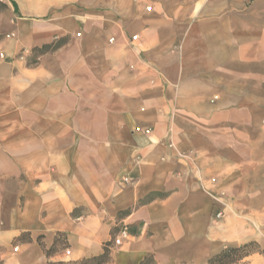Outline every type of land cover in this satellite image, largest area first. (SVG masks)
Instances as JSON below:
<instances>
[{"label":"crops","instance_id":"crops-1","mask_svg":"<svg viewBox=\"0 0 264 264\" xmlns=\"http://www.w3.org/2000/svg\"><path fill=\"white\" fill-rule=\"evenodd\" d=\"M2 1L0 264H264V0Z\"/></svg>","mask_w":264,"mask_h":264},{"label":"trees","instance_id":"trees-1","mask_svg":"<svg viewBox=\"0 0 264 264\" xmlns=\"http://www.w3.org/2000/svg\"><path fill=\"white\" fill-rule=\"evenodd\" d=\"M9 11H10V6L7 3L0 1V14L8 13ZM65 43H66V39L62 41H58L52 45H45L42 48L35 49L33 51V54L35 55V59L29 64L36 65L41 56L57 51L62 46H64ZM61 237H64L65 243L62 245V247H58ZM113 243H114V238H112L111 241L105 243L103 246V253L98 257L84 259L77 262H68V263L56 262L51 264H112L113 262L112 254L114 251ZM68 248H69V243L67 240V235L64 233H59L57 235L54 246L47 251V255L51 256L57 252L65 251ZM262 253L263 250L257 242H249L239 247H228L224 249L219 254L212 257L208 261V264H240L246 258L254 254H262Z\"/></svg>","mask_w":264,"mask_h":264},{"label":"rangeland","instance_id":"rangeland-1","mask_svg":"<svg viewBox=\"0 0 264 264\" xmlns=\"http://www.w3.org/2000/svg\"><path fill=\"white\" fill-rule=\"evenodd\" d=\"M0 1H2V0H0ZM254 1H255V0H251V1H250V2H251L250 4H252ZM4 14H5V13H4ZM26 56H27V55H26V52H25V53L23 52L22 54L19 55V59H21V58H23V57H26ZM34 59H35V55H34V54H31V55H29V56L27 57V61H28V63H31ZM75 213H76L77 216H80V215H83V214H84L82 210H77ZM75 213H74V217H77V216L75 215ZM220 213H221V212H220ZM218 214H219V213H218ZM222 214H223V213H222ZM223 216H224V214H223ZM121 231H123V229L117 227V228H116L115 230H113V232H112V237L114 238V243H113V249H114V250L117 249L119 246H121V245H117V244L115 243V241H116L117 237L120 235ZM20 240H21V239H20ZM59 242H60V243H59V246H58V247H62V245L65 243L64 237H61ZM17 244H18V242H15V251L18 250V246H16ZM80 261H81V260H80ZM65 263H68V262H65ZM243 263H244V261L241 262L240 264H243ZM143 264H156V263H155V261H154L153 258H148V259L145 261V263H143Z\"/></svg>","mask_w":264,"mask_h":264},{"label":"built area","instance_id":"built-area-1","mask_svg":"<svg viewBox=\"0 0 264 264\" xmlns=\"http://www.w3.org/2000/svg\"><path fill=\"white\" fill-rule=\"evenodd\" d=\"M133 40H137V37H134ZM23 58H24V57H23ZM222 217H223V214H222V213L217 214V218H222ZM127 237H128L127 229H123V231H121L120 235L117 237L115 243H116L117 245H121L122 242H123V240H124L125 238H127Z\"/></svg>","mask_w":264,"mask_h":264}]
</instances>
